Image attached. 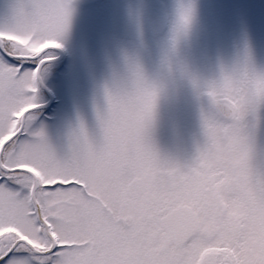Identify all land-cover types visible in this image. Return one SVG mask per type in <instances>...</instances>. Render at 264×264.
I'll return each mask as SVG.
<instances>
[{
  "label": "snow or ice",
  "instance_id": "1",
  "mask_svg": "<svg viewBox=\"0 0 264 264\" xmlns=\"http://www.w3.org/2000/svg\"><path fill=\"white\" fill-rule=\"evenodd\" d=\"M200 0H0V264H264V59Z\"/></svg>",
  "mask_w": 264,
  "mask_h": 264
},
{
  "label": "rangeland",
  "instance_id": "2",
  "mask_svg": "<svg viewBox=\"0 0 264 264\" xmlns=\"http://www.w3.org/2000/svg\"><path fill=\"white\" fill-rule=\"evenodd\" d=\"M203 5L205 20L208 17L220 25L226 24L225 48H232L227 53H234L236 46L242 44V31H246L258 59H264V0H257L254 5L248 0H204Z\"/></svg>",
  "mask_w": 264,
  "mask_h": 264
},
{
  "label": "flooded vegetation",
  "instance_id": "3",
  "mask_svg": "<svg viewBox=\"0 0 264 264\" xmlns=\"http://www.w3.org/2000/svg\"><path fill=\"white\" fill-rule=\"evenodd\" d=\"M248 1L251 2V3H253V5H254V3L257 2V0H248ZM203 2H204V0H200V3H201V5H202V7H204ZM203 14H204V10H203ZM204 17H205V16H204ZM234 18L237 19L236 15H234ZM207 19H208L207 21H210L208 17H207ZM210 22H211V21H210ZM224 24H225V23H224ZM225 26H226V24H225V25H222L223 30H224V33H225V36H227V35H226V32H225ZM227 51H232V48H231V49H228Z\"/></svg>",
  "mask_w": 264,
  "mask_h": 264
}]
</instances>
